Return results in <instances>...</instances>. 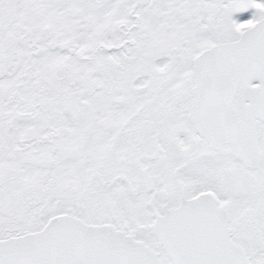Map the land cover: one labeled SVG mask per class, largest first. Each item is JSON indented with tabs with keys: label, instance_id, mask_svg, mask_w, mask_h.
I'll return each mask as SVG.
<instances>
[{
	"label": "snow or ice",
	"instance_id": "1",
	"mask_svg": "<svg viewBox=\"0 0 264 264\" xmlns=\"http://www.w3.org/2000/svg\"><path fill=\"white\" fill-rule=\"evenodd\" d=\"M0 264H264V0H0Z\"/></svg>",
	"mask_w": 264,
	"mask_h": 264
},
{
	"label": "flooded vegetation",
	"instance_id": "2",
	"mask_svg": "<svg viewBox=\"0 0 264 264\" xmlns=\"http://www.w3.org/2000/svg\"><path fill=\"white\" fill-rule=\"evenodd\" d=\"M255 13L254 9H248L243 13H237L234 15L233 19L241 20V19H250Z\"/></svg>",
	"mask_w": 264,
	"mask_h": 264
}]
</instances>
